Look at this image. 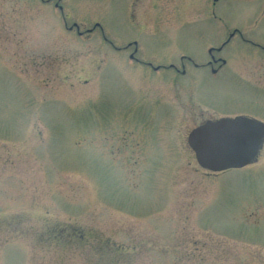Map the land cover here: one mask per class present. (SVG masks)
<instances>
[{"label": "rangeland", "instance_id": "obj_1", "mask_svg": "<svg viewBox=\"0 0 264 264\" xmlns=\"http://www.w3.org/2000/svg\"><path fill=\"white\" fill-rule=\"evenodd\" d=\"M224 28L264 40V0H0V264H264V141L220 173L187 144L207 119L264 122L235 72L257 60L241 76L264 86V54L235 41L220 75L174 80L116 49L181 70Z\"/></svg>", "mask_w": 264, "mask_h": 264}, {"label": "water", "instance_id": "obj_2", "mask_svg": "<svg viewBox=\"0 0 264 264\" xmlns=\"http://www.w3.org/2000/svg\"><path fill=\"white\" fill-rule=\"evenodd\" d=\"M263 141L264 124L247 117L207 121L188 136L198 165L214 173L250 165Z\"/></svg>", "mask_w": 264, "mask_h": 264}, {"label": "flooded vegetation", "instance_id": "obj_3", "mask_svg": "<svg viewBox=\"0 0 264 264\" xmlns=\"http://www.w3.org/2000/svg\"><path fill=\"white\" fill-rule=\"evenodd\" d=\"M213 17L212 19H219L217 17V15L212 14ZM251 32V31H250ZM251 34V33H250ZM249 35V34H248ZM235 41H240L241 43L248 45L250 47L255 48L256 50H258L259 52H261L262 54H264V46L261 45L260 43H257V41H264L261 39L256 38L255 36L249 35V39L245 36V34L243 33V30L239 29V28H233L232 30L230 29H225L224 28V35H222V37L216 41L217 44L216 46H209L206 48V57L203 58L205 61L202 63H198V61L193 60V59H189L187 57H185L184 55H182L180 57V61H181V70L177 69V67L172 63H170L168 66H154L150 63H146L145 60H139L137 55L139 54V47H138V43L137 42H133L132 44H128V46H126L125 48H116L119 52L120 50H128L131 47H133V51L132 53H130L128 55L129 60L133 61L135 64H138L141 67H146L149 68L152 72H162V71H174L177 75H179V77L174 78V80H178L179 78H185L188 76V74L190 72H188V70L186 69V66L184 64V62H187L188 64L192 65V68L196 69V70H202V71H207L208 74H210L211 76H218L221 73L224 72L225 69H227V67L230 65V59L227 56L226 50L228 49V47H230ZM256 64L258 63V61H241L240 62V68L236 69L235 72L240 75V80H245L251 84H253L254 86H256L257 88H259L260 90L264 91V86L262 84H260L257 80H246L244 79L243 76H241L242 70H244V72H246V70H249L250 64ZM192 70V69H191ZM237 117H248L251 119H255L258 120L260 122H263V120L254 117V116H249V115H234V116H227V117H221L219 116L218 118L215 119H207L205 122H203L202 124L198 125L197 127L203 125L204 123H206L207 121H217L223 118H228V119H234ZM196 127V128H197ZM195 129V128H194ZM192 129V130H194ZM262 147V145H261ZM261 147L259 149L258 155L255 158V160L252 162V164H254L258 158L260 157V153H261ZM190 149V148H189ZM191 150V149H190ZM251 164V165H252ZM248 167V166H247ZM246 168V167H245Z\"/></svg>", "mask_w": 264, "mask_h": 264}]
</instances>
